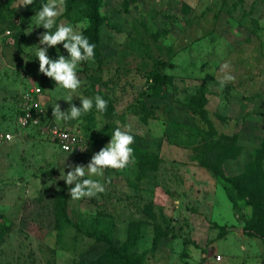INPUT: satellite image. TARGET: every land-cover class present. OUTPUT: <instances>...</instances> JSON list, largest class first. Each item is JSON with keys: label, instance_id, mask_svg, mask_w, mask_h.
I'll list each match as a JSON object with an SVG mask.
<instances>
[{"label": "rangeland", "instance_id": "1", "mask_svg": "<svg viewBox=\"0 0 264 264\" xmlns=\"http://www.w3.org/2000/svg\"><path fill=\"white\" fill-rule=\"evenodd\" d=\"M20 2L0 0V132L11 137L0 141V264H114L101 258L107 245L84 231L116 246L137 233L133 250L144 252L138 264H214L220 243L206 230L243 231L252 215L234 184L245 175L254 194L262 191L264 0H100L98 56L81 62L82 84L72 102L79 106V97L100 94L107 110L93 107L80 120L60 122L52 105L68 108L64 90L38 71L33 53L45 29L33 26L38 9ZM65 12L66 0L57 19L75 23ZM58 47L48 54L67 55ZM225 60L235 80L221 89ZM158 61L173 85L152 97L144 72ZM33 86L41 88L50 120L86 143L82 152L59 150L40 129L16 132L18 99ZM125 124L139 150L135 160L105 170L104 192L80 200L69 194L70 223L57 222L59 189L66 185L53 178L69 164H86L113 128ZM192 172L198 183L186 177ZM197 227L204 241L193 239Z\"/></svg>", "mask_w": 264, "mask_h": 264}, {"label": "clouds", "instance_id": "2", "mask_svg": "<svg viewBox=\"0 0 264 264\" xmlns=\"http://www.w3.org/2000/svg\"><path fill=\"white\" fill-rule=\"evenodd\" d=\"M33 0H21L19 6L32 5ZM65 10V0H42L40 8L35 11L33 26L45 29L39 34V43L33 50L35 58H38V71L55 82V88L64 90L63 100L68 102V108L62 110L56 102L52 105V117L57 122L68 120H80L82 116L95 107L98 113L107 110L108 100L100 94L93 97H79L80 105L73 103V96L80 88L82 80L78 75V68L81 62L94 61L96 56V44L91 42L85 35L84 29L88 26L87 17L75 21V23L58 21V17ZM32 26V27H33ZM62 45L67 55L59 51L55 57L48 54L49 48L59 49ZM60 50V49H59ZM230 62L223 61L218 71L223 75L219 78V87L222 89L225 84L235 80L230 71ZM119 124V122H117ZM103 127V124L100 125ZM11 138V137H9ZM135 137L131 131V125L113 128L110 140L98 151L94 152L90 160L84 163L69 164L68 171H64L59 177L63 179L67 191L73 200H80L84 197H93L105 191V170L126 169L135 160L133 155V144ZM86 148V143L81 150ZM66 159L63 161L65 164Z\"/></svg>", "mask_w": 264, "mask_h": 264}, {"label": "trees", "instance_id": "3", "mask_svg": "<svg viewBox=\"0 0 264 264\" xmlns=\"http://www.w3.org/2000/svg\"><path fill=\"white\" fill-rule=\"evenodd\" d=\"M42 0H33L32 6L39 9L41 6ZM100 0H66V15L69 16L72 21H77L84 17H87L89 24L84 29L85 35H87L91 42L96 44V58L98 56V40H99V31L100 25L104 22V19L99 15ZM147 52V50L145 51ZM165 63L163 61H158L154 67H151L148 71L144 72V76L149 82V93L152 97H162L167 92L168 88L173 85L172 75L164 72ZM264 142V141H263ZM229 150H234L232 156H234L236 148L231 144L228 145ZM134 147V146H133ZM136 152H139L138 149L134 148ZM262 152V151H261ZM228 157L224 155L223 158ZM206 167H209L213 174L218 175L217 170L208 165V163L202 162ZM258 178H260L261 190L260 195L254 194L251 189L248 187L247 178L245 175H242L241 182L239 184H234V187L238 191H243L245 196H247L248 201L252 207V215L250 220H247L243 233L249 237L260 238L262 244H264V171L258 170ZM68 197L69 192L67 191L66 186H62L59 189V207L56 213V221L60 223H70V220L67 215L68 208ZM85 234L93 238L96 241L104 242L107 245V248L101 258L106 261H109L114 264H138L143 259V254H137L133 250L138 234L133 233L131 239H128L126 242L122 243L120 246H116L113 240L110 237L105 235H97L94 232L84 231Z\"/></svg>", "mask_w": 264, "mask_h": 264}, {"label": "built area", "instance_id": "4", "mask_svg": "<svg viewBox=\"0 0 264 264\" xmlns=\"http://www.w3.org/2000/svg\"><path fill=\"white\" fill-rule=\"evenodd\" d=\"M42 90L39 86H33L23 92L17 103V116L14 127L16 132H27V130L40 129L61 151L82 152L80 140L74 131L67 126L57 124L50 120L46 108L41 100ZM10 136L6 131L0 132V141ZM216 260L220 256L215 257Z\"/></svg>", "mask_w": 264, "mask_h": 264}, {"label": "crops", "instance_id": "5", "mask_svg": "<svg viewBox=\"0 0 264 264\" xmlns=\"http://www.w3.org/2000/svg\"><path fill=\"white\" fill-rule=\"evenodd\" d=\"M195 172H192L190 176H187L188 178L192 180H197L196 183L199 181V176L196 175ZM211 175L208 172H205V178H209ZM197 229V230H196ZM195 230L196 232H193V239H197L196 241H204L206 239V236L208 235V239L216 240V242L220 243V251H218V254H220V259L216 260L215 257H211L210 261L214 264H263L264 259V244L262 242L253 237V241L246 237L243 233L242 229L239 227H233L226 231V233L222 236L219 235L218 230L216 229H209V231L206 230L208 233L207 235L203 234L204 232H201L199 227H197ZM202 239V240H201ZM247 239V240H246ZM206 257H209V254H207Z\"/></svg>", "mask_w": 264, "mask_h": 264}]
</instances>
